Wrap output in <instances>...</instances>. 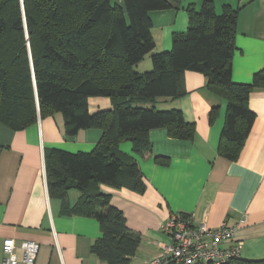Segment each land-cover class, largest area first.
Segmentation results:
<instances>
[{"label":"trees","instance_id":"16d2710c","mask_svg":"<svg viewBox=\"0 0 264 264\" xmlns=\"http://www.w3.org/2000/svg\"><path fill=\"white\" fill-rule=\"evenodd\" d=\"M174 2L123 0L122 7L111 0H0V123L22 130L38 114L58 112L67 135L103 131L88 152L51 150L46 180L63 214L97 221L100 236L90 252L106 264H129L140 237L97 185L130 183L143 193L135 157L151 149L149 131L166 128L179 140L193 136L194 124L180 110L157 109L155 101L182 97L183 73L206 75L207 86L226 100L217 152L235 160L255 118L249 93L264 84V69L250 84L232 81L237 11L230 5L216 12L213 0H202L186 31L173 35L168 51L156 52L149 13ZM147 55L151 69L137 73L134 67ZM93 97L110 99L112 109L90 114ZM120 143H129L131 154L121 152ZM70 189L81 194L73 206L66 199ZM227 264H264V258Z\"/></svg>","mask_w":264,"mask_h":264},{"label":"crops","instance_id":"0c3cea01","mask_svg":"<svg viewBox=\"0 0 264 264\" xmlns=\"http://www.w3.org/2000/svg\"><path fill=\"white\" fill-rule=\"evenodd\" d=\"M123 7V0H111ZM216 12L230 5L236 13L232 81L250 84L264 69V0H213ZM202 0H177L172 8L149 13L155 51H168L175 34L186 31ZM151 69L149 55L134 70ZM184 95L157 99V109H177L194 124L191 140L169 136L166 128L150 130L151 149L135 157L144 184L138 193L124 183L119 187L98 184L111 195L110 204L122 212L126 226L140 237L129 264H150L162 246L171 240L162 230L174 214L190 216L192 223L211 229L226 224L240 242V258H264V84L249 93L248 107L254 121L235 160L217 152L224 126L226 100L217 88L207 86L204 74L185 72ZM94 114L112 109L110 99L93 97L87 101ZM100 128L65 133L60 113L40 116L22 130L0 123V264L3 244H13L12 258L21 260L19 245L32 241L39 245L35 264H106L95 258L90 247L100 236L92 217L63 214L61 200L51 196L46 180V160L51 150L88 152L101 139ZM119 150L131 154L129 143ZM81 194L67 191L69 206Z\"/></svg>","mask_w":264,"mask_h":264},{"label":"built area","instance_id":"2783aa9c","mask_svg":"<svg viewBox=\"0 0 264 264\" xmlns=\"http://www.w3.org/2000/svg\"><path fill=\"white\" fill-rule=\"evenodd\" d=\"M243 222L228 227L222 224L211 229L199 223L194 225L191 217L170 216L162 225L163 232L168 235L171 244L160 247L150 264H227L240 258V242L232 240L234 231ZM21 260L13 259V244L6 241L2 251V264H35L39 245L25 241L19 245Z\"/></svg>","mask_w":264,"mask_h":264}]
</instances>
